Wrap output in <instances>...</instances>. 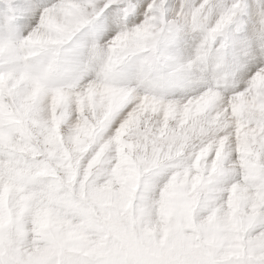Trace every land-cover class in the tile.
<instances>
[{
    "label": "clouds",
    "instance_id": "obj_1",
    "mask_svg": "<svg viewBox=\"0 0 264 264\" xmlns=\"http://www.w3.org/2000/svg\"><path fill=\"white\" fill-rule=\"evenodd\" d=\"M0 264H264V0H0Z\"/></svg>",
    "mask_w": 264,
    "mask_h": 264
}]
</instances>
